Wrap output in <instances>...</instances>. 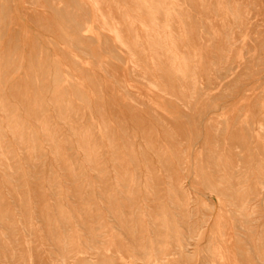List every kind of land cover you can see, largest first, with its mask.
I'll return each mask as SVG.
<instances>
[{"label": "rangeland", "instance_id": "rangeland-1", "mask_svg": "<svg viewBox=\"0 0 264 264\" xmlns=\"http://www.w3.org/2000/svg\"><path fill=\"white\" fill-rule=\"evenodd\" d=\"M0 53V264H264V0H0Z\"/></svg>", "mask_w": 264, "mask_h": 264}, {"label": "bare ground", "instance_id": "bare-ground-1", "mask_svg": "<svg viewBox=\"0 0 264 264\" xmlns=\"http://www.w3.org/2000/svg\"><path fill=\"white\" fill-rule=\"evenodd\" d=\"M76 4H77V3H76ZM116 38L118 39V44H119V42H120V44H121V41H120V39L118 38V36H117ZM117 39H116V40H117ZM122 45H124V44H122ZM122 45H121V47H122ZM119 47H120V46H119ZM123 47H124V46H123ZM123 47H122V48H123ZM142 51H143V50H142ZM0 54H1V53H0ZM213 58H216V57H213ZM6 60H7V59H6ZM11 60H12V59H11ZM35 60H36V59H35ZM8 62H9V61H8ZM40 76H41V75H40ZM38 84H39V83H38ZM18 85H19V84H18ZM24 85H25V84H24ZM24 85H23V86H24ZM75 92H76V91H75ZM34 94H35V93H34ZM34 96H35V95H34ZM28 97H29V96H28ZM46 98H47V97H46ZM15 99H16V98H15ZM16 100H17V99H16ZM41 100H42V99H41ZM41 100H40V101H41ZM4 101H5V100H4ZM48 101H49V99H48ZM53 101H54V100H53ZM46 102H47V101H46ZM50 102H51V101H50ZM50 102H49V103H50ZM59 102H60V101H59ZM53 103H54V102H53ZM0 104H1V102H0ZM54 104H55V103H54ZM35 105H36V104H35ZM68 105H69V104H68ZM30 107H31V106H30ZM2 108H3V105H2ZM7 108H8V107H6V109H7ZM25 108H26V107H25ZM36 108H37V107L35 106V110H36ZM6 109H5V110H6ZM30 109H31V108H30ZM71 109H72V107H71ZM2 110H4V109H2ZM5 110H4V111H5ZM69 110H70V109H69ZM72 110L75 111L74 109H72ZM4 111H3V112H4ZM8 112H9V111H8ZM31 112L33 113L34 111H31ZM56 112H57V111H56ZM67 112H68V111H67ZM70 113H71V112H70ZM4 114H6V113L4 112ZM26 114H27V113H26ZM35 114H36V113H35ZM33 115H34V114H33ZM33 115H31V116L33 117ZM37 115H39V112H38ZM62 115H63V114H62ZM6 116H7V115H6ZM67 116H70V115H67ZM67 116H66V117H67ZM20 117H21V116H20ZM34 117H35V116H34ZM39 117H40V116H39ZM62 117H63V116H62ZM6 118H7V117H6ZM16 118H17V117H16ZM26 118H27V117H26ZM30 118H31V117H30ZM72 118H73V117H72ZM79 118H80V117H79ZM32 119H34V118H32ZM49 119H50V118H49ZM58 119H60V118H58ZM67 119H68V118H67ZM9 120H10V118L8 119V121H9ZM18 120H19V119H18ZM50 120H52V118H51ZM74 120H75V119H74ZM77 120H78V119H77ZM77 120H76V122H77ZM1 121H2V120H1ZM3 121H4V120H3ZM33 121H35V120H33ZM36 121H37V120H36ZM5 122H6V121H5ZM10 122H11V121H10ZM10 122H9V123H10ZM12 122H13V121H12ZM12 122H11V124L13 125ZM18 122H19V121H17L16 123H18ZM48 122H49V121H48ZM6 123H8V122H6ZM9 123H8V124H9ZM44 123H45V122H44ZM68 123H69V122H68ZM68 123H67V124H68ZM21 125H22V123H21ZM47 125H48V124H47ZM87 125H88V124H87ZM90 125H91V124H90ZM14 126H16V125L14 124ZM35 126H36V125H35ZM88 126H89V125H88ZM0 127H1V126H0ZM17 127H18V126H17ZM19 127H20V126H19ZM21 127H23V126H21ZM26 127H27V126H26ZM36 127H37V126H36ZM44 127H46V126H44ZM14 128H15V127H14ZM27 128H28V127H27ZM55 128H56V126H55ZM73 128H74V127H73ZM86 128H87V127H86ZM90 128H92V127H90ZM17 129H18V128H17ZM17 129H16V130H17ZM23 129H24V128H23ZM23 129H21V131H22ZM25 129H26V128H25ZM33 129H35V128H33ZM45 129H46V128H45ZM45 129H44V130H45ZM78 129H79V128H78ZM78 129H77V130H78ZM19 130H20V129H19ZM19 130H18V131H19ZM26 130H27V129H26ZM77 130H76V131H77ZM89 130H90V129H89ZM109 130H110V129H109ZM0 131H1V130H0ZM24 131H25V130H24ZM27 131H28V130H27ZM30 131H31V130H30ZM70 131H71V130H70ZM79 131H80V130H78V132H79ZM86 131H87V130H86ZM110 131H111V130H110ZM11 132H12V131H11ZM13 132H15V131H13ZM13 132H12V133H13ZM43 132H44V131H43ZM58 132H59V131H58ZM60 132H61V131H60ZM18 133H19V132H18ZM18 133H17V135H18ZM25 133H26V132H25ZM56 133H57V132H56ZM73 133H74V132H73ZM82 133H84V132H82ZM108 133H109V131H108ZM34 134H35V133H34ZM36 134H37V131H36ZM49 134H50V133H49ZM58 134H59V133H58ZM63 134H64V133H63ZM74 134H75V133H74ZM79 134H80V133H79ZM0 135H1V133H0ZM21 135H22V134H21ZM24 135H25V134H24ZM47 135H48V134H47ZM53 135H54V134H53ZM89 135H92V133H90ZM19 136H20V135H19ZM42 136L45 137V134L42 135ZM48 136H49V135H48ZM51 136H52V135H51ZM54 136H55V135H54ZM61 136H62V135H61ZM61 136H60V138H61ZM0 137H4V135H3V136H0ZM26 137H27V135H26ZM29 137H30V136H29ZM31 137H32V136H31ZM34 137H35V136H34ZM76 137H77V136H76ZM84 137H85V136H84ZM84 137H83V138H84ZM94 137H95V135H94ZM4 138H5V137H4ZM19 138H20V137H19ZM22 138H23V137H22ZM24 138H25V137H24ZM24 138H23V139H24ZM32 138H33V137H32ZM46 138H48V137H46ZM56 138H57V137H56ZM60 138H58V140H59ZM77 138H78V137H77ZM109 138H111V137H109ZM25 139H26V138H25ZM35 139H36V137H35ZM42 139H43V138H42ZM52 139H53V138H52ZM61 139H62V138H61ZM61 139H60V140H61ZM64 139H65V138H64ZM81 139H82V138H81ZM86 139H87V138H86ZM88 139H90V138L88 137ZM88 139H87V140H88ZM29 140H30V139H29ZM47 140H48V139H46V141H47ZM65 140H66V139H65ZM74 140H75V139H74ZM87 140H86V141H87ZM130 140H131V139H130ZM130 140H129V141H130ZM3 141H4V139H3ZM21 141H22V139H21ZM26 141H27V139H26ZM34 141H35V140H34ZM40 141H41V140H40ZM51 141H52V140H51ZM97 141H98V140H97ZM111 141H114V139L111 140ZM38 142H39V141H38ZM42 142H43V141H42ZM67 142H68V141H67ZM70 142H71V141H70ZM83 142H84V141H83ZM16 143H17V142H16ZM18 143H19V142H18ZM35 143H36V142H35ZM50 143H53V141L50 142ZM61 143H62V142H61ZM80 143H81V142H80ZM113 143H114V142H113ZM5 144H7V143H5ZM57 144H58V143H57ZM59 144H60V143H59ZM66 144H67V143H66ZM66 144H65V146H66ZM114 144H115V143H114ZM0 145H1V144H0ZM42 145H43V144H42ZM48 145H52V144H48ZM55 145H56V144H55ZM85 145H86V144H85ZM130 145H131V144H130ZM130 145H129V147H130ZM31 146H32V145H31ZM44 146H45V145H44ZM52 146H53V145H52ZM58 146H59V145H58ZM113 146H114V145H113ZM34 147H35V145H34ZM69 147H70V146H69ZM77 147H79V146H77ZM81 147H82V146H81ZM84 147H85V146H84ZM132 147H133V146H132ZM23 148H24V147H23ZM31 148H32V147H31ZM45 148H46V146H45ZM54 148H55V147H54ZM73 148H74V147H73ZM73 148H71V149H73ZM96 148H98V147H96ZM130 148H131V147H130ZM27 149H28V148H27ZM33 149H34V148H33ZM35 149H36V147H35ZM83 149H84V148H83ZM93 149H94V148H93ZM132 149H133V148H132ZM49 150H50V149H49ZM68 150H69V149H68ZM75 150H76V149H75ZM94 150H95V149H94ZM94 150H92V151H94ZM113 150H114V149H113ZM116 150H117V149H116ZM118 150H119V149H118ZM125 150H126V148H125ZM130 150H131V149H130ZM3 151H4V150H3ZM22 151H23V150H22ZM46 151H47V149H46ZM70 151H71V150H70ZM76 151H77V150H76ZM97 151H98V150H97ZM99 151H100V150H99ZM114 151H115V150H114ZM114 151H113V152H114ZM9 152H10V151H9ZM43 152H44V151H43ZM51 152H52V151H51ZM66 152H68V151L66 150ZM94 152H95V151H94ZM129 152H130V151H129ZM129 152H128V153H129ZM5 153H6V152H5ZM70 153H71V152H70ZM72 153H73V152H72ZM115 153H116V152H115ZM115 153H114V154H115ZM1 154H2V153H1ZM3 154H4V153H3ZM3 154H2V156H3ZM7 154H8V153H7ZM16 154H17V153H16ZM41 154H42V153H41ZM41 154H40V156H43V155H41ZM55 154H57V153L55 152ZM73 154H75V153H73ZM117 154H118V153H117ZM5 155H6V154H4V156H5ZM10 155H11V154H10ZM58 155H59V154H58ZM66 155H67V154H66ZM97 155H98V154H97ZM100 155H101V154H100ZM17 156H18V155H17ZM22 156H23V155H22ZM40 156H39V157H40ZM45 156H46V155H45ZM45 156H44V157H45ZM70 156H72V155L70 154ZM87 156H88V155H87ZM93 156H94V155H93ZM95 156H96V155H95ZM95 156H94V158H96V160H97L98 158L95 157ZM115 156H116V155H115ZM129 156H131V155H129ZM5 157H6V156H5ZM53 157H54V156H53ZM56 157H57V155H56ZM56 157H55V158H56ZM112 157H113V155H112ZM6 158H7V157H6ZM10 158H11V157H10ZM21 158H22V157H21ZM23 158H24V157H23ZM88 158H89V157H88ZM91 158H92V157H91ZM94 158H93V159H94ZM103 158H104V157H103ZM27 159H29V158H27ZM37 159H38V158H37ZM40 159H41V158H40ZM42 159H43V158H42ZM56 159H57V158H56ZM56 159H55V160H56ZM73 159H74V156H73ZM86 159H87V158H86ZM89 159H90V158H89ZM10 160H11V159H10ZM13 160H14V159H13ZM13 160H12V161H13ZM46 160H47V159L45 158V161H46ZM75 160H77V159H74V161H73L72 164H74ZM115 160H116V159H115ZM115 160H114V162H115ZM133 160H134V159H133ZM133 160H132V161H133ZM1 161H2V160H1ZM43 161H44V160H43ZM56 161H60V160L57 159ZM92 161H93V160H92ZM13 162H14V161H13ZM28 162H29V161H28ZM39 162H41V161H39ZM41 163H42V162H41ZM60 163H61V162H60ZM90 163H91V161H90ZM94 163H95V162H94ZM117 163H118V162H117ZM43 164H44V163H43ZM75 164H76V163H75ZM92 164H93V163H92ZM120 164H121V163H120ZM17 165H18V164H17ZM58 165H59V164H58ZM61 165H62V163H61ZM15 166H16V165H15ZM25 166H26V165H25ZM38 166H39V164H38ZM92 166H95V165H92ZM118 166H119V165H118ZM31 167H32V166H31ZM33 167H34V166H33ZM41 167H42V166H41ZM8 168H9V167H8ZM8 168H7V169H8ZM11 168H12V167H11ZM21 168H22V167H21ZM42 168H43V167H42ZM42 168H41V169H42ZM58 168H59V166H58ZM15 169H16V167H15ZM26 169H27V168H26ZM41 169H40V170H41ZM50 169H51V168H50ZM61 169H62V166H61ZM74 169H75V168H74ZM94 169H95V168H94ZM12 170H13V169H12ZM19 170H20V169H19ZM64 170L66 171V169H64ZM64 170H63V171H64ZM120 170H122V168H121ZM7 171H8V170H7ZM14 171H15V170H14ZM14 171H13V172H14ZM36 171H38V170H36ZM41 172H42V171H41ZM41 172H40V174H41ZM43 172H44V171H43ZM43 172H42V173H43ZM48 172H49V171H48ZM51 172H52V170H51ZM73 172H74V171H73ZM96 172H97V171H96ZM9 173H10V172H9ZM14 173H15V172H14ZM16 173H18V172H16ZM21 173H22V172H21ZM5 174H6V173H5ZM12 174H13V173H12ZM22 174H23V173H22ZM35 174H36V173H35ZM82 174H83V173H82ZM82 174H80V176H81ZM26 175H27V174H26ZM74 175H75V172H74ZM12 176H13V175H12ZM18 176H19V175H18ZM27 176H28V175H27ZM77 176H78V175H77ZM120 176H121V175H120ZM15 177H16V175H15ZM21 177H22V176H21ZM40 177H41V176H40ZM27 178H29V177H27ZM33 178H35V177H33ZM37 178H38V177H37ZM38 179H39V178H38ZM10 180H11V179H10ZM12 182H13V181H12ZM15 182H16V181H15ZM17 182H18V181H17ZM27 182H28V181H27ZM10 183H11V182H10ZM10 183H9V184H10ZM39 183H40V182H39ZM66 183H67V182H66ZM12 184H13V183H12ZM22 185H23V184H22ZM16 186H17V185H16ZM51 186H52V185H51ZM21 187H22V186H20L19 188H21ZM35 188H36V187H35ZM15 189H16V188H15ZM17 190H18V188H17ZM53 194H54V193H53ZM220 194H221V193H220ZM219 196H220V195H219ZM250 202H251V201H250ZM20 203H21V202H20ZM45 218H46V217H45ZM46 220H48V219H46ZM186 252H187V251H186ZM188 253H189V252H188ZM89 259H90V258H89ZM87 261H88V259H87ZM84 262H85V261H84Z\"/></svg>", "mask_w": 264, "mask_h": 264}]
</instances>
